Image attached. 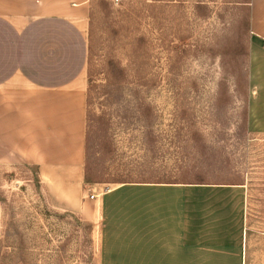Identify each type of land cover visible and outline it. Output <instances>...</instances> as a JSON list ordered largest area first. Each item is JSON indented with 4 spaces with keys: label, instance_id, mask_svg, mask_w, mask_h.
<instances>
[{
    "label": "rangeland",
    "instance_id": "1",
    "mask_svg": "<svg viewBox=\"0 0 264 264\" xmlns=\"http://www.w3.org/2000/svg\"><path fill=\"white\" fill-rule=\"evenodd\" d=\"M246 3L90 0L84 170L95 182L83 193L97 212L64 210L35 164L0 163V264H127L107 257L112 226L122 235L136 225L142 203L104 194L164 184L183 186L209 241H227L216 264H264V133L247 126Z\"/></svg>",
    "mask_w": 264,
    "mask_h": 264
},
{
    "label": "crops",
    "instance_id": "2",
    "mask_svg": "<svg viewBox=\"0 0 264 264\" xmlns=\"http://www.w3.org/2000/svg\"><path fill=\"white\" fill-rule=\"evenodd\" d=\"M89 2L0 0V163L35 164L54 202L91 217L97 211L83 193ZM246 4L247 126L264 133V0ZM183 191L176 184L107 191L103 199L126 194L133 205L136 196L142 203L136 225L122 235V226H112L111 235H117L110 238L115 246L106 251L108 259L216 264L214 255L227 241H209L206 228L193 225ZM240 243L245 249L244 237Z\"/></svg>",
    "mask_w": 264,
    "mask_h": 264
},
{
    "label": "trees",
    "instance_id": "3",
    "mask_svg": "<svg viewBox=\"0 0 264 264\" xmlns=\"http://www.w3.org/2000/svg\"><path fill=\"white\" fill-rule=\"evenodd\" d=\"M89 59H88V67H87V76H88V81H89V79L91 78V70H90V67H89ZM84 182L85 183H94L95 182V180H93L92 178H91V176H90V174L87 172V171H85V174H84Z\"/></svg>",
    "mask_w": 264,
    "mask_h": 264
},
{
    "label": "built area",
    "instance_id": "4",
    "mask_svg": "<svg viewBox=\"0 0 264 264\" xmlns=\"http://www.w3.org/2000/svg\"><path fill=\"white\" fill-rule=\"evenodd\" d=\"M263 48H264V40H263ZM91 197H92V194H91Z\"/></svg>",
    "mask_w": 264,
    "mask_h": 264
}]
</instances>
